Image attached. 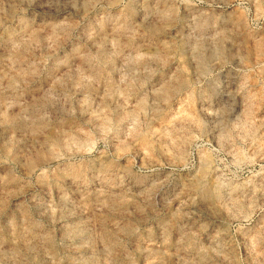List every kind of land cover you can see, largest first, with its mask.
I'll return each mask as SVG.
<instances>
[{
    "label": "rangeland",
    "instance_id": "rangeland-1",
    "mask_svg": "<svg viewBox=\"0 0 264 264\" xmlns=\"http://www.w3.org/2000/svg\"><path fill=\"white\" fill-rule=\"evenodd\" d=\"M0 264H264V0H0Z\"/></svg>",
    "mask_w": 264,
    "mask_h": 264
}]
</instances>
